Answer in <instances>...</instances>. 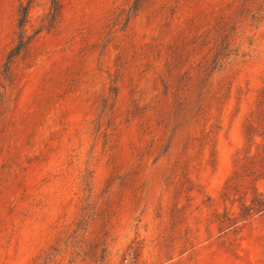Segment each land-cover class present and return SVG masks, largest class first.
I'll return each mask as SVG.
<instances>
[{
    "label": "rangeland",
    "instance_id": "374dc122",
    "mask_svg": "<svg viewBox=\"0 0 264 264\" xmlns=\"http://www.w3.org/2000/svg\"><path fill=\"white\" fill-rule=\"evenodd\" d=\"M29 1L0 264H264V216L240 219L264 192V0H61L51 29V0H0V72Z\"/></svg>",
    "mask_w": 264,
    "mask_h": 264
},
{
    "label": "trees",
    "instance_id": "16d2710c",
    "mask_svg": "<svg viewBox=\"0 0 264 264\" xmlns=\"http://www.w3.org/2000/svg\"><path fill=\"white\" fill-rule=\"evenodd\" d=\"M60 1L61 0H51V7H52V11L49 14L50 16V21L48 24V29H51L55 22L57 21L59 14H60ZM31 1L27 2L26 5L24 6H20L18 9V20H17V29H18V34H17V43L16 46L14 47V49L9 53V55L7 56V60L6 63L4 64V70H2L0 72V75L4 77V79L6 81H8L11 84V81H14V73L11 69V65L13 63V60L20 55L22 52H25L27 49V46L30 43V39L31 38H25L24 37V27L25 25L28 23L29 20V11L32 7L31 5ZM228 43L222 42L219 47L218 50L215 52L213 60L211 62V65L209 66L208 63H206L205 68L202 69L201 72L205 73L206 70L208 68H211V70H215L217 68H221L222 67V63L223 60L228 58L229 54L228 53ZM189 84V88H192L191 82L188 83ZM200 85H202V90L204 88H210L211 89V85L207 84L206 81V77L204 75H202V77L200 78ZM1 88L4 89L2 95H1V101H2V105H4L5 107V101L3 102V98L6 97V90L4 86H2ZM211 90H207L202 92L201 94H199V96L201 95H205V94H209ZM199 101L197 100V102L194 103V105L197 104V108L200 109V104L198 103ZM7 109V108H6ZM191 107L189 108V111H191ZM248 129H252V128H248ZM264 135V134H262ZM254 216H264V192H258L257 190H254L253 193V197L251 198L250 202L248 204H243L241 209H240V219L243 221H247L249 219H251Z\"/></svg>",
    "mask_w": 264,
    "mask_h": 264
}]
</instances>
